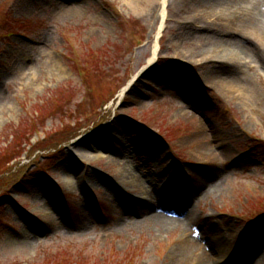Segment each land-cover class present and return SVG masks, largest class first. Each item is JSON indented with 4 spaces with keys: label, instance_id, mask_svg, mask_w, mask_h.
<instances>
[{
    "label": "rangeland",
    "instance_id": "1",
    "mask_svg": "<svg viewBox=\"0 0 264 264\" xmlns=\"http://www.w3.org/2000/svg\"><path fill=\"white\" fill-rule=\"evenodd\" d=\"M146 12L0 0V264H239L243 238L264 239V67L223 52L249 86L213 77L212 40L188 35L167 0L159 62L140 76L159 27ZM215 13L199 30L236 19ZM202 143L214 159L196 158ZM149 192L190 219L147 221Z\"/></svg>",
    "mask_w": 264,
    "mask_h": 264
},
{
    "label": "bare ground",
    "instance_id": "2",
    "mask_svg": "<svg viewBox=\"0 0 264 264\" xmlns=\"http://www.w3.org/2000/svg\"><path fill=\"white\" fill-rule=\"evenodd\" d=\"M138 8H143L144 11H147V15L151 17V21H154L153 24H158V32L155 35V45L151 51L150 57L147 59V67L142 69L140 76H147L149 73V67L158 59L159 56V48H157V42L159 39V35L163 29L166 11L167 0H132ZM244 1L241 0L239 4V0H179L180 9L185 11L188 14L192 21H186L182 23L185 32L188 35L194 36V38L204 37L212 40V49L208 50L203 56V59L206 61L217 60L220 62L219 68L214 71L212 74L213 77L218 79H229L233 84H237L240 87L249 86V82L247 81L244 73L241 70L235 69H227L225 63L227 62L223 57V52L228 53V55H232L239 59L240 63L246 62L249 59L253 61H258V64H262L264 67V51L261 50V47L258 48L256 45L263 42L264 43V0H252L245 5V9H243L242 16L239 14L240 8ZM63 8V11H73L71 6L65 5L60 6ZM188 7H197L194 9L193 13H189L186 9ZM192 11V9H190ZM216 10V11H215ZM218 12L216 16L219 18H224V22L228 18L229 15L233 14L236 19L233 21H227L225 31H220L221 27L218 26V31L216 33H208L205 30H199L197 24L205 25L211 18L210 13ZM216 26V25H215ZM206 27V25H205ZM240 29L241 31H237ZM248 30L247 32L249 36H246V33L242 35L244 30ZM152 35V34H150ZM254 37L255 39L253 40ZM263 45V44H262ZM220 53L221 56H220ZM221 75L224 76L221 77ZM139 74L137 75V77ZM139 76V77H140ZM125 94V93H124ZM123 95V94H122ZM121 95V97H122ZM230 139V138H229ZM221 142H223L221 140ZM225 142V141H224ZM201 149H199L196 153V158L200 160H212L214 156L208 153V148L205 147L204 143H202ZM208 175H204L206 177ZM155 199L154 202H151V196ZM150 198V199H149ZM161 195L158 192H149L146 196V201L141 205V209L144 212H149V215L146 214L147 221H154L159 223L160 225H165L168 223L172 224H181L184 220H189L191 215L190 212H186L184 210V206L181 204H177L175 206L174 197L172 196L169 199V195L162 201L166 208L164 209L159 203V199ZM174 206L175 209L172 207ZM140 208V207H139ZM139 208H135L139 210ZM186 208V207H185ZM133 212V211H132ZM202 228L205 233H201L203 238L207 235L208 231L211 228L208 226V223L205 222L202 224ZM219 235H213L207 238L208 242H206L207 250L215 252V249L220 244L219 243ZM184 245L187 248L197 251L200 253H195V257L201 258L204 253V250L201 252L199 245H197L194 241H189L186 239L184 241ZM193 248V249H192ZM236 259L239 264H260L264 260V239H262L261 235L257 239L256 237L248 238L247 236L243 238V244L239 248ZM205 250V254H206ZM193 264V263H190Z\"/></svg>",
    "mask_w": 264,
    "mask_h": 264
}]
</instances>
